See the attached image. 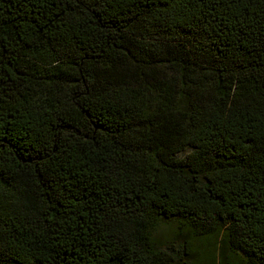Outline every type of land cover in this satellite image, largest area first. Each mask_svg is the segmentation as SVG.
Instances as JSON below:
<instances>
[{
	"label": "trees",
	"instance_id": "obj_1",
	"mask_svg": "<svg viewBox=\"0 0 264 264\" xmlns=\"http://www.w3.org/2000/svg\"><path fill=\"white\" fill-rule=\"evenodd\" d=\"M216 238L264 264V0H0V264Z\"/></svg>",
	"mask_w": 264,
	"mask_h": 264
},
{
	"label": "rangeland",
	"instance_id": "obj_2",
	"mask_svg": "<svg viewBox=\"0 0 264 264\" xmlns=\"http://www.w3.org/2000/svg\"><path fill=\"white\" fill-rule=\"evenodd\" d=\"M183 229L178 225H159L155 228V236L156 238L160 239L161 241L168 242L170 240H174L175 235L177 233L182 232ZM168 240V241H167ZM214 241H204V240H196L194 242V250L197 254L198 262L204 264V260L202 259L205 256V250H208L211 255V258H213L212 264H217L218 258V246H219V238H216ZM212 243V244H211Z\"/></svg>",
	"mask_w": 264,
	"mask_h": 264
}]
</instances>
